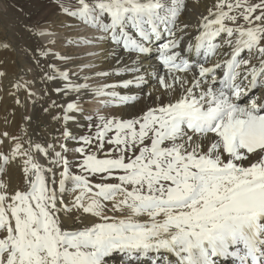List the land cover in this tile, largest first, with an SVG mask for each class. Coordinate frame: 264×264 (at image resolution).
Returning <instances> with one entry per match:
<instances>
[{"label": "snow or ice", "instance_id": "obj_1", "mask_svg": "<svg viewBox=\"0 0 264 264\" xmlns=\"http://www.w3.org/2000/svg\"><path fill=\"white\" fill-rule=\"evenodd\" d=\"M55 2L60 27L94 33L36 61L41 83L75 94L51 107L80 146L70 161L67 143L0 133L13 142L0 151V264H264V0H213L194 23L184 13L201 0ZM102 45L90 55L111 63L93 75L120 79L90 87L75 49ZM89 98L125 111L92 113ZM75 113L88 135L68 129Z\"/></svg>", "mask_w": 264, "mask_h": 264}, {"label": "bare ground", "instance_id": "obj_2", "mask_svg": "<svg viewBox=\"0 0 264 264\" xmlns=\"http://www.w3.org/2000/svg\"><path fill=\"white\" fill-rule=\"evenodd\" d=\"M0 2L6 8L5 12L0 10V43H8L10 45L7 49L0 47V71L7 73L5 77H0V133L8 132L10 136L20 137L24 148H28L29 140L41 143L42 146L45 142L54 144L57 151L60 150V143H67L68 147L76 148L77 143L73 144V140L65 142L61 137V133L64 130L63 120L57 121L53 119L54 116H62V110L57 107H51L52 101L66 105L67 102L72 101L75 94L69 93L68 96L57 95L52 91L53 85L51 82L48 84L41 83L40 67H37L36 61L39 59L40 66L43 67L48 60L47 57L40 56L42 48L50 50L51 46H56L58 50L65 49L68 47L67 45H62L65 36L90 37L89 34H93V31L83 25L74 26L71 29L60 27L59 22L65 17L59 12L56 2L50 5L46 4V0H0ZM13 3L18 4L29 15L28 19L22 18L24 24L18 25L19 27L12 24V22L8 23L12 15L14 16L11 8ZM64 3L67 6H76V0H64ZM212 3L213 0H201L200 6L192 12H185L183 18L193 23L196 22V16L200 13L207 14L205 6H210ZM189 5H192V0H189ZM40 32L54 33V35H39L38 33ZM51 41H56V43L53 44ZM103 47L107 46L83 47L88 51L77 54L79 57L77 62L82 64L78 65L77 63V65L73 64L74 66H72L75 69L74 73L81 77V82L88 83L90 87H96L102 83H112L120 79L119 77H113L105 81L93 75V73L101 69H107L110 66L111 62L105 63L101 61V57L90 55V53L99 52L100 48ZM79 51H81L80 48ZM102 55L103 53H101ZM152 59H155V53ZM83 62L95 63L97 66L88 68L86 65L89 63L83 64ZM52 63L61 65L62 62L53 60ZM84 76H89L90 79L83 81L82 78ZM124 78H130V76H125ZM72 79H75V77H72ZM17 81L21 84L28 82V84L26 87L17 90L13 86ZM144 87L146 88L147 85ZM34 90L38 94L30 96L29 91L34 93ZM118 91H121L122 94H134L137 90L133 85L128 90L118 89ZM11 93H15V95H11ZM16 99L20 100V104L16 103ZM101 99L105 98H89L83 106L89 111L93 108L94 103L97 105L99 102L100 104ZM45 108L48 109L47 112L44 111ZM111 111L118 112L125 111V109L124 107H112ZM128 111H131V109H128ZM74 115L76 119L68 122V129L77 137L88 135V122L81 114L75 113ZM26 117L30 119H25ZM12 144L11 140L5 139L4 145H0V151L7 150V146ZM76 155L73 153L72 156L75 157ZM68 158L72 161L70 156ZM39 162L42 164L46 163V158L42 154L39 156ZM9 171L11 175L9 191H13L20 181V172L15 167ZM73 171H76V169L73 168Z\"/></svg>", "mask_w": 264, "mask_h": 264}, {"label": "rangeland", "instance_id": "obj_3", "mask_svg": "<svg viewBox=\"0 0 264 264\" xmlns=\"http://www.w3.org/2000/svg\"><path fill=\"white\" fill-rule=\"evenodd\" d=\"M55 2V0H46V4L47 5H50V4H53ZM15 4V5H14ZM24 5V4H23ZM14 7V8H13ZM11 8H12V14H14V16L12 15V17L8 20V23L9 22H12V24H14V25H16V26H21V25H23L24 23H23V19L22 18H24L25 17V19H28V13H25L26 11H24V9L22 8V7H20V6H18V4H16V3H13V4H11ZM23 9V10H22ZM0 10H3V12H5L6 11V8H5V6H3L2 5V3L0 2ZM19 11V12H18ZM15 15H16V17H15ZM20 15V16H19ZM19 16V17H18ZM14 17V18H13ZM18 17V18H17ZM19 18H20V21H19ZM15 21H14V20ZM18 22H17V21ZM13 21H14V23H13ZM18 23V24H17ZM18 26V27H19ZM94 34V33H93ZM93 34H89L90 36H92ZM88 35V36H89ZM80 37V36H79ZM83 37V36H82ZM56 38H60V37H56ZM19 39H20V37H19ZM86 49V48H85ZM83 47H80V50L81 51H79V48H78V50H76V53L77 54H80V53H85L86 51H88V50H85ZM50 50L51 51H53V52H56V51H59V52H61V53H63L65 50H66V48L64 49H61V50H58V49H56V46H51V48H50ZM79 51V52H78ZM81 59V58H80ZM79 59V60H80ZM77 60L78 59H76L75 61H74V65H77V63H78V65L79 64H82V63H80V62H77ZM75 62H76V64H75ZM89 62H86V63H84L83 62V64H88ZM74 65H72V66H74ZM72 71L73 72H75V69H74V67H72ZM34 93L35 94H38L35 90H34ZM106 99V98H105ZM96 106V107H95ZM84 107V106H83ZM91 108V107H90ZM112 110V108H110V109H105L104 107H103V104L102 103H100L99 104V102L97 103V105H96V103H94V106H93V108H91L89 111L90 112H92V113H95V112H97V111H99L101 114H105L106 112H108V111H111ZM73 144H76V142H72ZM77 147H79L80 145L77 143V145H76ZM68 147V146H67ZM69 148V152L67 153V155H68V157L70 156L71 157V160H74V156H72L73 155V151H71V149H74V148H70V146L68 147Z\"/></svg>", "mask_w": 264, "mask_h": 264}]
</instances>
